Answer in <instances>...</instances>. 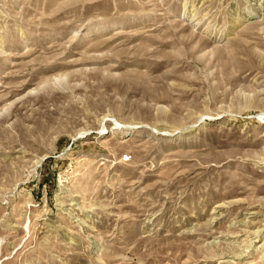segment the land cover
Masks as SVG:
<instances>
[{
	"label": "rangeland",
	"instance_id": "rangeland-1",
	"mask_svg": "<svg viewBox=\"0 0 264 264\" xmlns=\"http://www.w3.org/2000/svg\"><path fill=\"white\" fill-rule=\"evenodd\" d=\"M264 0H0V264H264Z\"/></svg>",
	"mask_w": 264,
	"mask_h": 264
},
{
	"label": "bare ground",
	"instance_id": "bare-ground-1",
	"mask_svg": "<svg viewBox=\"0 0 264 264\" xmlns=\"http://www.w3.org/2000/svg\"><path fill=\"white\" fill-rule=\"evenodd\" d=\"M262 117L264 116V114L261 115Z\"/></svg>",
	"mask_w": 264,
	"mask_h": 264
}]
</instances>
